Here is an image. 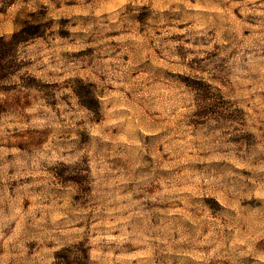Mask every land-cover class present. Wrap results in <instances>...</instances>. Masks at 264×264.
<instances>
[{"label":"rangeland","instance_id":"1","mask_svg":"<svg viewBox=\"0 0 264 264\" xmlns=\"http://www.w3.org/2000/svg\"><path fill=\"white\" fill-rule=\"evenodd\" d=\"M0 264H264V0H0Z\"/></svg>","mask_w":264,"mask_h":264},{"label":"trees","instance_id":"2","mask_svg":"<svg viewBox=\"0 0 264 264\" xmlns=\"http://www.w3.org/2000/svg\"><path fill=\"white\" fill-rule=\"evenodd\" d=\"M32 16L18 24L10 38L0 35V78H7L14 72L17 45L30 37L41 35L42 24L35 23Z\"/></svg>","mask_w":264,"mask_h":264}]
</instances>
